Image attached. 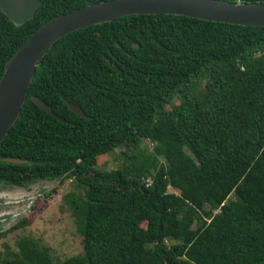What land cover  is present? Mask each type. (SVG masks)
I'll return each mask as SVG.
<instances>
[{
  "label": "trees",
  "instance_id": "16d2710c",
  "mask_svg": "<svg viewBox=\"0 0 264 264\" xmlns=\"http://www.w3.org/2000/svg\"><path fill=\"white\" fill-rule=\"evenodd\" d=\"M103 1L42 0L21 27L0 10V80L42 25ZM66 179L83 253L58 263L26 235L0 264H264V28L134 15L59 40L0 146V189Z\"/></svg>",
  "mask_w": 264,
  "mask_h": 264
},
{
  "label": "water",
  "instance_id": "95a60500",
  "mask_svg": "<svg viewBox=\"0 0 264 264\" xmlns=\"http://www.w3.org/2000/svg\"><path fill=\"white\" fill-rule=\"evenodd\" d=\"M41 6L42 0H0L1 12L17 27L32 21ZM158 14L264 28V3H232L222 0H110L60 15L34 32L5 65L0 80V146L20 118L37 68L42 66L59 40L73 32L111 23L116 19ZM134 47L137 49L139 45ZM31 100L54 119L66 122L38 97L32 96ZM65 103L76 115L85 117L80 106L68 100ZM3 161L12 164L28 163L27 160L17 158Z\"/></svg>",
  "mask_w": 264,
  "mask_h": 264
},
{
  "label": "rangeland",
  "instance_id": "374dc122",
  "mask_svg": "<svg viewBox=\"0 0 264 264\" xmlns=\"http://www.w3.org/2000/svg\"><path fill=\"white\" fill-rule=\"evenodd\" d=\"M99 165L117 168L120 161L107 155L99 159ZM54 190L56 192L50 195ZM77 191L75 183L69 179L64 180L62 185L60 180H55L39 181L28 188H1V228L8 230L14 225L19 227L0 242V252L5 251V245L15 248L20 236L32 235L51 248L53 258L58 263L82 254V238L64 201L67 194Z\"/></svg>",
  "mask_w": 264,
  "mask_h": 264
}]
</instances>
